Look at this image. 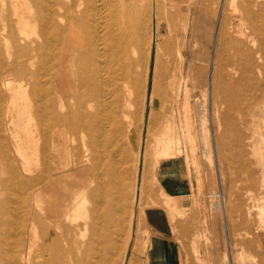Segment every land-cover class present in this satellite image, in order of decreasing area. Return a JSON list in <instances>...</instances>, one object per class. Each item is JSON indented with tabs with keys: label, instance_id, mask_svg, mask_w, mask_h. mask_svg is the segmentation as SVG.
<instances>
[{
	"label": "bare ground",
	"instance_id": "bare-ground-1",
	"mask_svg": "<svg viewBox=\"0 0 264 264\" xmlns=\"http://www.w3.org/2000/svg\"><path fill=\"white\" fill-rule=\"evenodd\" d=\"M166 1L0 0V89L5 91L0 90V101L8 99V107L0 110V148L10 177L1 186L7 203L0 201V264H137L133 254L125 261L133 214L121 197L126 170L119 136L137 129L126 111L139 101L143 120L151 48L163 31L169 58L163 68L169 71L173 105L170 121L163 120L156 135L145 124L153 162L175 154L181 127L172 121L182 99L184 116L190 113L184 54L193 12L186 7L181 20ZM218 4L221 51L235 58L226 59L231 75L219 64L213 71L214 92L220 83L230 91L251 87L235 97L259 119L251 123L249 147L260 167L264 229V103L259 102L264 99V0ZM233 74L237 79L227 82ZM158 117L149 115L152 122ZM105 144L110 148L101 149ZM94 146L102 151L96 154ZM134 156L133 193H139L141 177L135 183L145 153ZM95 160L100 168L107 165L102 174H93ZM92 178L98 181L95 188ZM106 185L112 196L107 197ZM177 206L165 203L168 210ZM19 207L24 243L22 235L14 234L18 229L13 232Z\"/></svg>",
	"mask_w": 264,
	"mask_h": 264
},
{
	"label": "rangeland",
	"instance_id": "rangeland-1",
	"mask_svg": "<svg viewBox=\"0 0 264 264\" xmlns=\"http://www.w3.org/2000/svg\"><path fill=\"white\" fill-rule=\"evenodd\" d=\"M170 1L166 2L173 6L171 13H176L181 20L186 15V7L192 8L193 12L192 31L186 39L184 54L186 67L189 66L186 71L189 120L186 115L184 116V100L182 99L179 102L180 114L176 109V117L172 121L177 129L181 127L180 131L178 130V146L174 147L175 154L166 159H159L157 163L153 162L151 150L148 149L152 137L146 135L145 124L153 126L152 132L156 135L163 120L167 121L166 119L169 118L168 121H170L167 115L170 116V107L173 105L172 91L167 81L169 71L165 72L163 68L164 65L165 68L168 66L169 60L168 55H164L168 52L164 39L166 33L163 31L158 33V39L151 48L143 120L141 121L139 114L142 106L139 101L134 103L131 110L126 111L137 129L130 134L123 132L119 136L122 157H124L122 167L126 170L121 197L126 199L124 202L126 211L133 214L125 261L133 254L137 264H146L150 232L144 223L143 215L146 208L158 207L165 210L168 216L173 238L182 247L185 264H264V229L259 222L262 205L259 200L261 197L260 167L256 165L249 147L253 127L251 123L256 124L259 119L254 117L252 112L244 111L242 102L235 97L238 94H246V89L249 90L251 87L247 86L240 92L239 90L230 91L220 83L217 92H214L215 84L212 82L213 71L218 64L222 66V69L224 68L225 74L231 75L228 68L229 62L226 59L235 58L232 52L221 51L217 31L220 19L217 16L221 14L218 4L220 0ZM179 9L183 12L178 11ZM180 13L182 15H179ZM138 71L141 72V70ZM232 77L234 78L231 81H226L236 80L238 74H233ZM262 84L263 82L260 81V86ZM0 90L5 92L4 89ZM164 93L169 94L166 100L160 98ZM259 102L264 103V99L260 98ZM6 107H8V99L5 97L3 101H0V110H5ZM151 112L160 116L157 121L152 122L149 119ZM1 117L3 120L6 119L3 114ZM3 137L9 154L12 155L8 136ZM127 137H130V140ZM144 140L147 147L145 149H143ZM78 145L81 148L80 138H78ZM108 145L105 144V147L101 149H109ZM95 146L93 149L96 154L102 151L100 147ZM137 151L139 156L144 151L145 156L143 165L139 162L135 183L137 187L141 177L140 191L137 193L134 190L133 193L134 181L131 169ZM94 163L93 174H102L103 170L108 168L107 165L100 168L96 160ZM9 178L5 158L0 148V201L4 204L7 203V199L4 200L5 195L1 186L2 183L7 184ZM92 181L91 188H95L98 181L94 178ZM105 191L109 197L111 194L109 186L106 185ZM136 193L139 195L132 203ZM168 201L175 202L178 205L177 209L168 210L165 207ZM15 217H18L17 221L20 225L16 224V228L14 227L16 231L13 229V232H17L18 229V232L14 234L22 235L21 243H24L22 208L19 207ZM147 240L148 243H146ZM37 243L40 241L38 240Z\"/></svg>",
	"mask_w": 264,
	"mask_h": 264
},
{
	"label": "crops",
	"instance_id": "crops-1",
	"mask_svg": "<svg viewBox=\"0 0 264 264\" xmlns=\"http://www.w3.org/2000/svg\"><path fill=\"white\" fill-rule=\"evenodd\" d=\"M143 217L150 232L146 264H185L182 247L173 238L165 210L148 207Z\"/></svg>",
	"mask_w": 264,
	"mask_h": 264
}]
</instances>
